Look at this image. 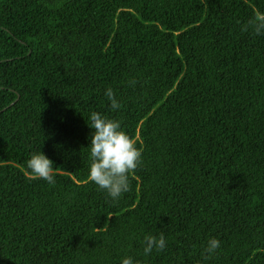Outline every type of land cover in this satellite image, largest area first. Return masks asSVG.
<instances>
[{
    "label": "trees",
    "instance_id": "16d2710c",
    "mask_svg": "<svg viewBox=\"0 0 264 264\" xmlns=\"http://www.w3.org/2000/svg\"><path fill=\"white\" fill-rule=\"evenodd\" d=\"M257 10L264 0H0V264H264ZM94 111L142 150L117 202L88 180ZM41 151L55 184L25 178ZM161 233L165 249L145 255Z\"/></svg>",
    "mask_w": 264,
    "mask_h": 264
},
{
    "label": "clouds",
    "instance_id": "9594fccd",
    "mask_svg": "<svg viewBox=\"0 0 264 264\" xmlns=\"http://www.w3.org/2000/svg\"><path fill=\"white\" fill-rule=\"evenodd\" d=\"M253 31L264 34V12L255 11L253 19L249 21ZM247 30V29H246ZM133 85L135 81L131 82ZM105 95L111 101L113 109L119 108V102L113 89L109 87ZM89 126L94 129L89 145L90 171L88 180L94 183L101 191H105L114 202L130 191V174L140 167L142 163V150L135 142L121 130L118 120L110 119L99 112H92ZM25 178L29 181L43 179L49 184H55L56 171L53 161L42 151L31 154L27 160ZM145 255L153 249L162 252L166 247L163 233L157 236L149 235L144 238ZM220 247V241L216 238L209 239L204 249L205 259H210ZM121 264H134L132 257H125ZM138 264V262H136Z\"/></svg>",
    "mask_w": 264,
    "mask_h": 264
}]
</instances>
